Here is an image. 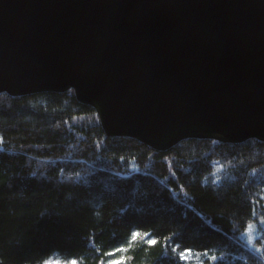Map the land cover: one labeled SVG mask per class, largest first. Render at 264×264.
Wrapping results in <instances>:
<instances>
[{"label": "trees", "instance_id": "16d2710c", "mask_svg": "<svg viewBox=\"0 0 264 264\" xmlns=\"http://www.w3.org/2000/svg\"><path fill=\"white\" fill-rule=\"evenodd\" d=\"M185 251L264 264V142L156 151L106 136L71 90L0 93V264H188Z\"/></svg>", "mask_w": 264, "mask_h": 264}, {"label": "water", "instance_id": "95a60500", "mask_svg": "<svg viewBox=\"0 0 264 264\" xmlns=\"http://www.w3.org/2000/svg\"><path fill=\"white\" fill-rule=\"evenodd\" d=\"M69 90L156 151L264 142V0H0V93Z\"/></svg>", "mask_w": 264, "mask_h": 264}, {"label": "rangeland", "instance_id": "374dc122", "mask_svg": "<svg viewBox=\"0 0 264 264\" xmlns=\"http://www.w3.org/2000/svg\"><path fill=\"white\" fill-rule=\"evenodd\" d=\"M218 168H220L218 166ZM181 257L183 259H185L188 264H201V262H204L206 260V256H204L203 254H193L191 252H183L181 253ZM44 264H74L73 261H68V262H63L62 260H60L59 258L52 256L50 258H48Z\"/></svg>", "mask_w": 264, "mask_h": 264}, {"label": "snow or ice", "instance_id": "6c2138e0", "mask_svg": "<svg viewBox=\"0 0 264 264\" xmlns=\"http://www.w3.org/2000/svg\"><path fill=\"white\" fill-rule=\"evenodd\" d=\"M152 243H155L154 241ZM115 264H121L120 261H116Z\"/></svg>", "mask_w": 264, "mask_h": 264}]
</instances>
